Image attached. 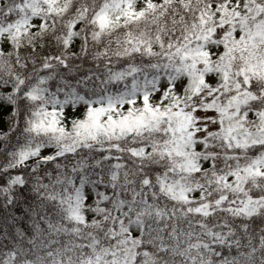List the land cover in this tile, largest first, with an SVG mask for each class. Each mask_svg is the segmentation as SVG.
Masks as SVG:
<instances>
[{
    "label": "snow or ice",
    "instance_id": "obj_1",
    "mask_svg": "<svg viewBox=\"0 0 264 264\" xmlns=\"http://www.w3.org/2000/svg\"><path fill=\"white\" fill-rule=\"evenodd\" d=\"M0 264H264V0H0Z\"/></svg>",
    "mask_w": 264,
    "mask_h": 264
}]
</instances>
